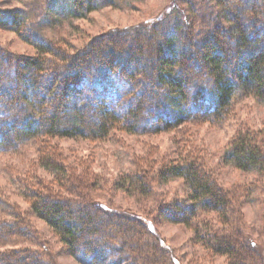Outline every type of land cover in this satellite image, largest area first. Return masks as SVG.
<instances>
[{
	"label": "trees",
	"instance_id": "trees-1",
	"mask_svg": "<svg viewBox=\"0 0 264 264\" xmlns=\"http://www.w3.org/2000/svg\"><path fill=\"white\" fill-rule=\"evenodd\" d=\"M73 3V12L83 17L98 7L99 0ZM185 33L156 27L149 41H130L128 36L110 38L106 44L99 40L86 51L61 58L39 43L40 56L35 59L12 65L11 58H0V146L31 138L104 141L118 129L131 135L171 131L200 115L223 116L238 89L264 102V16L252 8L244 18H233L226 27L217 24L200 39ZM233 53L240 55L236 64ZM51 55V60L44 58ZM223 158L240 171L261 175L264 141L253 131H239ZM55 161L46 157L43 163L63 174ZM158 176L163 182L180 178L189 190L186 200L161 209L158 219L192 229L197 243L226 257L228 264H252L258 256L264 264L261 250L237 217L231 195L202 159L180 157L161 167ZM148 182L122 176L117 189L148 197ZM71 197L39 185L29 199L33 214L80 263L174 264L158 234L139 218L107 209L89 190L72 192ZM16 235L20 232H0V243ZM0 264L46 263L20 249L0 251Z\"/></svg>",
	"mask_w": 264,
	"mask_h": 264
},
{
	"label": "rangeland",
	"instance_id": "rangeland-1",
	"mask_svg": "<svg viewBox=\"0 0 264 264\" xmlns=\"http://www.w3.org/2000/svg\"><path fill=\"white\" fill-rule=\"evenodd\" d=\"M252 8L264 16V0H99L95 10L79 17L73 12V0H0V58H11L12 65L35 59L40 56L39 43L61 58L87 50L99 40L106 44L110 38L116 41L128 36L130 41H149L156 27L184 30L187 36L200 39L217 24L226 27L233 18H244ZM233 54L236 64L240 55ZM44 58L51 60L52 55ZM28 109L34 117L32 108ZM212 116L200 115L158 134L131 135L118 129L104 141L31 138L0 146V232H20L2 239L0 251L26 249L46 264H82L65 251L52 228L33 214L29 196L41 185L64 198L89 190L107 209L139 218L158 234L174 264H228L226 257L215 256L197 243L192 229L157 218L161 209L189 195L182 179L163 182L158 176L160 168L190 157L202 159L229 192L237 217L264 259V173L240 171L223 158L239 131H253L264 141V102L238 89L226 113ZM46 157L56 160L65 176L46 168ZM128 175L148 179L151 196L132 197L117 189L118 179ZM213 218L221 229L220 219ZM259 258L252 264H262Z\"/></svg>",
	"mask_w": 264,
	"mask_h": 264
}]
</instances>
